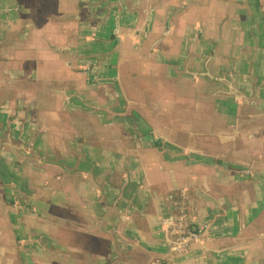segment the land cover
Listing matches in <instances>:
<instances>
[{"label":"crops","instance_id":"crops-1","mask_svg":"<svg viewBox=\"0 0 264 264\" xmlns=\"http://www.w3.org/2000/svg\"><path fill=\"white\" fill-rule=\"evenodd\" d=\"M154 45L151 0H0V264H216L173 116L123 86Z\"/></svg>","mask_w":264,"mask_h":264},{"label":"water","instance_id":"water-1","mask_svg":"<svg viewBox=\"0 0 264 264\" xmlns=\"http://www.w3.org/2000/svg\"><path fill=\"white\" fill-rule=\"evenodd\" d=\"M185 175L216 264H264V0H151Z\"/></svg>","mask_w":264,"mask_h":264},{"label":"rangeland","instance_id":"rangeland-1","mask_svg":"<svg viewBox=\"0 0 264 264\" xmlns=\"http://www.w3.org/2000/svg\"><path fill=\"white\" fill-rule=\"evenodd\" d=\"M158 46L154 45L149 52L147 51L145 55L139 62V65H129L128 71H122L124 74V89L132 93V98L134 101L137 100L136 93L142 94V101L147 107H158L160 106L165 113L162 116L172 117V109L169 100V95L166 87V82L164 78V73L162 69V64L160 57H158ZM138 76L135 81L132 77ZM138 85V87H137ZM143 91V93L139 90ZM141 96V95H140ZM169 107V108H168ZM162 149L166 150V153H171V155H176L180 158L181 151L179 144L176 150H172L171 147L162 145Z\"/></svg>","mask_w":264,"mask_h":264},{"label":"built area","instance_id":"built-area-1","mask_svg":"<svg viewBox=\"0 0 264 264\" xmlns=\"http://www.w3.org/2000/svg\"><path fill=\"white\" fill-rule=\"evenodd\" d=\"M160 224L164 232L173 237L171 250L175 253H185L192 243L200 239L201 230L190 224L189 213L183 207L174 206L167 216L160 219Z\"/></svg>","mask_w":264,"mask_h":264},{"label":"bare ground","instance_id":"bare-ground-1","mask_svg":"<svg viewBox=\"0 0 264 264\" xmlns=\"http://www.w3.org/2000/svg\"><path fill=\"white\" fill-rule=\"evenodd\" d=\"M161 227V226H160Z\"/></svg>","mask_w":264,"mask_h":264}]
</instances>
